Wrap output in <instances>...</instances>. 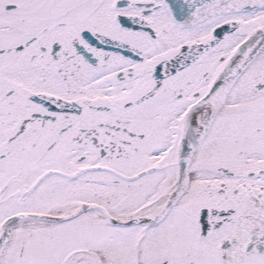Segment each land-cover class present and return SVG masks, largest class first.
Instances as JSON below:
<instances>
[{"label":"snow or ice","instance_id":"1","mask_svg":"<svg viewBox=\"0 0 264 264\" xmlns=\"http://www.w3.org/2000/svg\"><path fill=\"white\" fill-rule=\"evenodd\" d=\"M0 264H264V0H0Z\"/></svg>","mask_w":264,"mask_h":264}]
</instances>
